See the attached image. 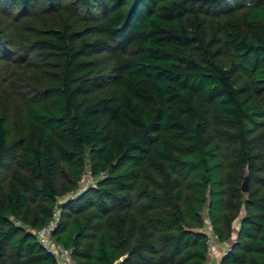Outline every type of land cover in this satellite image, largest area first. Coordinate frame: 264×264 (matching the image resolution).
<instances>
[{"label": "trees", "instance_id": "trees-1", "mask_svg": "<svg viewBox=\"0 0 264 264\" xmlns=\"http://www.w3.org/2000/svg\"><path fill=\"white\" fill-rule=\"evenodd\" d=\"M0 79V264H264V0H0Z\"/></svg>", "mask_w": 264, "mask_h": 264}, {"label": "built area", "instance_id": "built-area-1", "mask_svg": "<svg viewBox=\"0 0 264 264\" xmlns=\"http://www.w3.org/2000/svg\"><path fill=\"white\" fill-rule=\"evenodd\" d=\"M84 173L82 174L81 178L85 176ZM88 177L89 178L91 177L90 174L88 175ZM59 221H60L59 208H54L49 220L44 225H42L40 228L32 229L31 232L37 237L41 245L44 248H46V250L49 251L55 257L58 264H78L71 256V249L65 247L61 243L56 242L52 238V233L54 229L56 228ZM15 223L18 224L17 221H15ZM203 229L205 233L207 234L206 245H207L208 255L210 256V255H213L215 243L217 241V236L212 232L211 222L209 218L206 216L204 217ZM226 251H227V248L223 251V254ZM217 264H219V261L217 262Z\"/></svg>", "mask_w": 264, "mask_h": 264}, {"label": "rangeland", "instance_id": "rangeland-1", "mask_svg": "<svg viewBox=\"0 0 264 264\" xmlns=\"http://www.w3.org/2000/svg\"><path fill=\"white\" fill-rule=\"evenodd\" d=\"M7 81L8 80H6V82ZM0 83H1L0 84V90H1V86L4 83V81L2 79H0ZM17 89H18V87L16 86V90ZM13 96L14 95L12 94L9 98H12ZM2 101H4V103H2ZM9 102H10V100H8V98H6L4 100H3V98L0 99V113H4L6 116H10V118L14 120V117L12 116V109H10V107H12V105L9 107ZM87 174H88V170L86 168V172L84 173L85 176L80 179V181L78 182V187L76 188V190H74V192L78 191V190H81V188H84L88 184H92L93 183L92 178L91 177L89 178L88 177L89 174L88 175ZM87 178H89V179H87ZM73 194L75 195L76 193H73V191L65 193L64 195H62V196H60L58 198V202L63 201L66 197H69V196H71Z\"/></svg>", "mask_w": 264, "mask_h": 264}, {"label": "crops", "instance_id": "crops-1", "mask_svg": "<svg viewBox=\"0 0 264 264\" xmlns=\"http://www.w3.org/2000/svg\"><path fill=\"white\" fill-rule=\"evenodd\" d=\"M228 245L229 243L216 241L213 255H208L206 264H217Z\"/></svg>", "mask_w": 264, "mask_h": 264}, {"label": "water", "instance_id": "water-1", "mask_svg": "<svg viewBox=\"0 0 264 264\" xmlns=\"http://www.w3.org/2000/svg\"><path fill=\"white\" fill-rule=\"evenodd\" d=\"M240 190L243 193H247V191H248V169H247V167L244 169L243 179H242L241 185H240Z\"/></svg>", "mask_w": 264, "mask_h": 264}]
</instances>
